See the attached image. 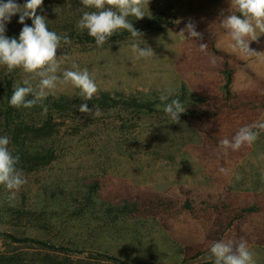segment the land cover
<instances>
[{
    "label": "rangeland",
    "instance_id": "1",
    "mask_svg": "<svg viewBox=\"0 0 264 264\" xmlns=\"http://www.w3.org/2000/svg\"><path fill=\"white\" fill-rule=\"evenodd\" d=\"M230 7V0H149L143 19L128 18L142 40L117 30L98 47L77 28L92 9L81 0H44L37 14L71 40L57 50L65 57L61 72L87 68L99 89L94 99L134 96L155 106L150 113L84 114L79 106L88 101L79 89L58 84L42 105L16 113L12 125H53L48 143L56 153L37 169L18 167L27 183L14 201L0 185V264H214L210 246L220 240L246 241L264 264V131L237 151L219 146L264 119V34L250 43L258 53L234 49L220 23ZM19 15L6 25L9 38L19 37ZM189 20L202 39L180 34ZM200 43L208 45L203 52ZM133 44L155 55L138 58ZM27 76L0 65V125L7 94ZM167 89L186 108L180 123L163 111L159 97ZM125 203L137 210L119 218ZM108 209L117 215L113 224Z\"/></svg>",
    "mask_w": 264,
    "mask_h": 264
},
{
    "label": "clouds",
    "instance_id": "2",
    "mask_svg": "<svg viewBox=\"0 0 264 264\" xmlns=\"http://www.w3.org/2000/svg\"><path fill=\"white\" fill-rule=\"evenodd\" d=\"M43 3L44 0H26L20 5L16 0H0V65L5 66L9 72L20 68L28 74L22 82L24 86L14 88L9 103L16 108L42 105L47 97L55 94L58 84H71L79 89L78 97L82 101H91L99 89L94 76L87 68L79 69L73 65L76 70L61 72L65 57L57 56V50L61 48L62 43L71 44V40L66 35L61 36L49 31L46 17L37 14ZM81 3L92 11L83 12L77 22V28L81 31L87 30V34L94 38L96 46L102 47L110 37L117 34V30H127L132 37L142 40V33L134 28L128 18L143 19L149 0H81ZM230 3V14L224 16L220 23L234 42L233 48L242 55L258 53L250 49V43L258 42V37L264 34V0H230ZM17 13L20 14L18 23L23 27L18 39L9 38L5 35L6 25ZM26 19L32 21L31 26L25 23ZM185 32L189 38L202 39V33L196 30V24L191 20L181 29L180 34L185 35ZM199 46L202 52L208 47L206 43H200ZM132 50L138 58L155 55L151 47L142 48L141 44H133ZM211 63L214 65L215 60H211ZM33 81L36 83L33 84ZM173 96L178 97L179 93L174 89H167L159 99L161 102H167L163 111L172 123H180V115L186 108L180 99H170ZM44 110L47 111L46 108ZM79 111L90 115L98 114L94 113L87 103H81ZM260 131H264V119L239 128L231 140H220L219 146L225 153L229 149L237 151L242 146L252 145ZM10 142L8 136H0V185L8 190V200L14 201L18 191L27 183V178L17 167L20 157L9 148ZM220 171L224 173L225 169L221 168ZM210 253L214 264H256L255 253L244 240L238 244L231 240L215 241L210 246Z\"/></svg>",
    "mask_w": 264,
    "mask_h": 264
},
{
    "label": "trees",
    "instance_id": "3",
    "mask_svg": "<svg viewBox=\"0 0 264 264\" xmlns=\"http://www.w3.org/2000/svg\"><path fill=\"white\" fill-rule=\"evenodd\" d=\"M133 26L135 28L134 24ZM128 34L130 33L129 32L124 33V35H128ZM6 86L7 88L11 86V82L9 80L6 81ZM10 98L11 95L10 93H8L6 96V101L4 103L5 109L4 111H1V114L5 112L4 114H6L7 118H5L6 124L0 125V136L6 135L10 138L11 142L9 144V148L13 151L14 154H18L20 157V161L17 167H21L24 168L25 170L26 169L28 170V169H37V166L40 167L42 165L49 164L52 160V157L55 156L56 153L53 143H48V140L53 135L52 132H54V126L49 124L48 125L47 124L12 125L13 123L11 121L17 116L16 113L19 112V110L20 111L27 110L28 108H24V107L16 108L11 106L9 103ZM114 99H110L109 97L106 98L105 95H102L101 99L93 98L91 101H88L87 104L90 109H93V112L100 111L106 113V111L109 110H118L119 113L122 114L127 112L131 113V112H143V111L150 113L152 112L153 107L155 106V104L141 101L140 99L134 96H128L127 98H124V96L121 97L115 96ZM77 102L73 103L74 107H77V105H79V101ZM45 106H47V104ZM31 136L32 138H43L45 143H42L41 145L36 144L37 141L34 142L33 141L34 139H31ZM46 143H48L49 145H47ZM118 210H119L118 216L120 218L121 215L123 216L131 215L137 209H136V205L129 206V204L125 203V205ZM16 211H19V209H17ZM37 212L38 210H34V211L29 210L28 212L25 213H27V215H32L34 217V215ZM108 212L111 215L112 210L108 209ZM16 213L18 214V212ZM115 218H117V215H114L113 217L112 215L108 216V222H110V224L111 223L113 224L116 220ZM35 243L54 251L64 250L62 247H55L54 245H47L45 243H40V242H35Z\"/></svg>",
    "mask_w": 264,
    "mask_h": 264
},
{
    "label": "water",
    "instance_id": "4",
    "mask_svg": "<svg viewBox=\"0 0 264 264\" xmlns=\"http://www.w3.org/2000/svg\"><path fill=\"white\" fill-rule=\"evenodd\" d=\"M188 117H189V115H188Z\"/></svg>",
    "mask_w": 264,
    "mask_h": 264
}]
</instances>
